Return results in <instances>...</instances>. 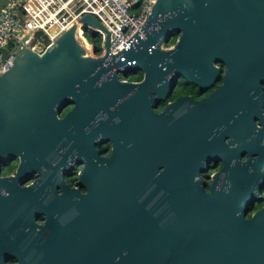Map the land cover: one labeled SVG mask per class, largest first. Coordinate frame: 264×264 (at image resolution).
<instances>
[{
  "label": "water",
  "instance_id": "1",
  "mask_svg": "<svg viewBox=\"0 0 264 264\" xmlns=\"http://www.w3.org/2000/svg\"><path fill=\"white\" fill-rule=\"evenodd\" d=\"M79 22L105 33L104 56L86 55L74 24L41 55L17 49L13 65L0 76V158L19 157L23 171L56 169L65 164L56 150L66 135L72 137L65 127L102 112L113 123L105 129L113 153L105 165L99 159L82 169L85 194L53 193L51 202H60L58 207L33 203L34 250L27 255L24 247L18 264H66L70 252L58 245L76 243L78 236L51 219L50 209L67 215L71 207L113 204L116 209L123 207L119 203L128 207L124 246L114 254L98 253L97 264H264V204L244 219L264 190L259 143L264 138V0H155L142 33L136 31L115 56L109 50L113 35L93 15ZM175 32L176 42L163 48ZM126 64L145 73L142 83L132 85L142 96L143 150L138 131L126 128L119 102L126 84L116 79V71L101 81L104 72ZM217 64L225 67L223 82L208 98L183 95L161 113L153 111V102L166 98L175 79L212 85ZM68 103L73 108L61 119ZM224 136L238 144L235 163L226 160L223 170L232 186L225 194H205L200 173L207 161L232 156ZM245 154L248 159L240 161ZM47 177L34 190L35 199ZM5 182L0 178V185ZM0 204L12 201L0 199ZM39 214L47 216L44 224L36 223ZM151 215L191 216L189 235L174 232L179 221Z\"/></svg>",
  "mask_w": 264,
  "mask_h": 264
},
{
  "label": "flooded vegetation",
  "instance_id": "2",
  "mask_svg": "<svg viewBox=\"0 0 264 264\" xmlns=\"http://www.w3.org/2000/svg\"><path fill=\"white\" fill-rule=\"evenodd\" d=\"M107 61H118L115 58H109ZM219 72L212 85L200 86L189 81V94L177 95L178 90L183 88L184 82L182 78L175 79L169 88V92L165 99L153 102V111L157 114L161 113L167 104L174 102L178 97L186 95L189 98L199 101L206 99L210 94L219 87L223 82L225 67L216 65ZM114 70V71H113ZM112 71H106L101 76V81L110 79V76L115 73V77L119 82L126 84L124 93L119 99L125 110L126 128L133 129L136 135V142L139 150L144 149V130L142 127L141 108L142 96L137 86L144 81L145 73L137 67H130V64L114 67ZM264 88V85H263ZM155 96V95H153ZM73 108V104H65L62 108L59 117L63 119L66 114ZM115 106L111 107V112ZM108 113H97L93 117L79 120L65 127L67 134L63 142L59 144L56 153L58 157L64 160L65 164L60 165L56 169L41 167L39 170L23 171L20 170V158H0V178L5 179V185H0V199L12 204H0V264H18V254L25 249L27 255L34 250L33 247V224L30 220L34 218L33 203L39 202L44 205L59 206L60 202H51L52 194L57 196L67 193L70 190H75L79 195L86 193V187L81 182V171L87 165L98 163L102 159L101 164L105 165L106 160L113 153V140L105 131L109 125H113L108 121ZM259 125L260 121L257 120ZM210 142L211 137L207 138ZM234 140V142H232ZM231 141V142H230ZM222 142L227 144V148L231 150V155L224 154L223 157H216L207 161L205 168L200 173V178L203 184V193L219 195L227 193L232 183L226 178V173L223 171L226 165L235 163L234 150L237 147L236 139H231L230 136H224ZM264 145V138L259 142ZM249 155L245 154L239 158L240 161L248 159ZM254 155L253 158H256ZM226 160L228 162L225 165ZM56 162V161H55ZM162 170V169H161ZM218 173H220L218 175ZM45 174H48L44 184L43 192L35 199L34 190L42 185V179H45ZM225 181V182H224ZM50 190L51 197L44 194V188ZM264 192V190H263ZM258 200L254 201L244 219L249 220L255 212H257L264 204V194ZM70 201V200H69ZM78 201V200H76ZM72 205L74 204L70 201ZM70 204V203H69ZM122 204L121 208H114V205L108 207H98L97 204L90 208L78 207L77 209L69 208L67 215L54 214L59 209H50L51 219L61 222L63 225H68L74 229L78 240L76 243L68 242L64 245H58L59 249L65 248L70 252L66 259V264H97L98 253L107 255L116 252L124 246L125 233L128 229L129 219L127 214L128 207ZM256 207H259L256 209ZM159 215H151L154 219ZM45 214H39L36 217L37 224H44L46 220ZM191 216L185 215L181 217L163 216L160 221L176 220L172 228L174 232L187 236L189 235V220ZM122 221V223L120 222ZM162 222V223H163ZM160 229L162 226H159ZM25 235V236H24ZM64 249V250H65ZM125 250H123L124 252ZM179 258L183 261L186 257L179 254ZM112 261L117 257L112 258Z\"/></svg>",
  "mask_w": 264,
  "mask_h": 264
},
{
  "label": "built area",
  "instance_id": "3",
  "mask_svg": "<svg viewBox=\"0 0 264 264\" xmlns=\"http://www.w3.org/2000/svg\"><path fill=\"white\" fill-rule=\"evenodd\" d=\"M154 2L155 0H1L0 76L13 65L17 49L25 47L43 54L64 32L74 24L78 26L79 20L86 14L93 15L113 35L109 50L115 56L136 31L142 33L140 27L149 16ZM80 28L82 35L90 43L91 57L104 56L105 33L83 24ZM74 35L76 38V29ZM98 42L100 49L95 47ZM3 52L7 53V58Z\"/></svg>",
  "mask_w": 264,
  "mask_h": 264
},
{
  "label": "bare ground",
  "instance_id": "4",
  "mask_svg": "<svg viewBox=\"0 0 264 264\" xmlns=\"http://www.w3.org/2000/svg\"><path fill=\"white\" fill-rule=\"evenodd\" d=\"M81 24L79 23L76 26V38L78 40L79 45L83 48L87 56H92L90 54L91 46L90 43L86 40V38L82 35V31L80 28Z\"/></svg>",
  "mask_w": 264,
  "mask_h": 264
},
{
  "label": "trees",
  "instance_id": "5",
  "mask_svg": "<svg viewBox=\"0 0 264 264\" xmlns=\"http://www.w3.org/2000/svg\"><path fill=\"white\" fill-rule=\"evenodd\" d=\"M178 32H175L174 33V35L171 37V39L168 41V43H167V47L168 46H170V45H172V44H174L175 42H176V39H177V36H178V34H177ZM90 39V38H89ZM95 47L97 48V49H100L101 47H100V42H98L97 44H95ZM183 80V79H182ZM184 81V80H183ZM180 94H189V83L188 82H184V86H183V88H181V89H179L178 90V93H177V95L179 96ZM259 207H256V209H258Z\"/></svg>",
  "mask_w": 264,
  "mask_h": 264
},
{
  "label": "rangeland",
  "instance_id": "6",
  "mask_svg": "<svg viewBox=\"0 0 264 264\" xmlns=\"http://www.w3.org/2000/svg\"><path fill=\"white\" fill-rule=\"evenodd\" d=\"M1 1V0H0ZM91 41V40H90ZM173 45V44H172ZM172 45H170V46H172ZM263 194H264V192H263Z\"/></svg>",
  "mask_w": 264,
  "mask_h": 264
}]
</instances>
